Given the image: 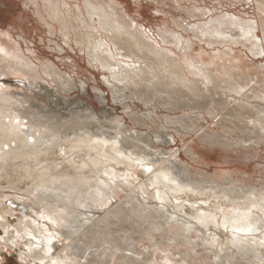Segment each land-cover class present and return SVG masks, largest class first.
Segmentation results:
<instances>
[{
    "label": "bare ground",
    "instance_id": "1",
    "mask_svg": "<svg viewBox=\"0 0 264 264\" xmlns=\"http://www.w3.org/2000/svg\"><path fill=\"white\" fill-rule=\"evenodd\" d=\"M47 1V5L53 3L51 15L61 34L70 38L73 31L77 33L76 45L86 47L88 65L102 71V83L112 92L116 102L123 96L121 94L129 92L134 100L145 104L154 105L158 100L163 106H179L186 98L204 96L209 86H213L214 76L220 72L227 77L222 79L219 76L221 82L227 83L222 94L226 105L232 101L237 105L245 104L240 100H257L264 104V95L255 86H248L257 80V75L255 81L243 80L241 76L246 69L235 55L238 46L248 44L253 58L264 56V0H252L263 18H259L262 39L255 35L256 20L238 27L237 20L225 19L222 14L208 19L197 31L171 19L172 27L157 32L158 41L149 29L146 31L144 26L138 27L136 21L125 19V11L118 5L106 6L99 0H76L75 10L65 6L62 13L59 0ZM49 13L41 15V19L45 21ZM2 15L0 9V28L5 21L14 19L11 15L7 18ZM47 21L48 29L55 33L53 20L51 23ZM187 31L193 34V38H185L183 34ZM0 36V84L7 75H17L26 82L28 91L35 92L41 100L50 99L58 103L57 108L62 106L58 90L41 77L39 67L31 66L24 57L13 53L4 42L5 32L0 30ZM6 40L11 43L9 36ZM195 41L211 49L210 65L201 62V55H191ZM144 61H150L153 67L136 63ZM213 70L218 73L213 74ZM49 71L45 66L42 73L46 75ZM49 78L55 86L66 79L53 69ZM243 82L246 83L243 85ZM250 102L245 107L256 110L259 102L255 105ZM37 103L32 98L26 100L25 94L3 95L0 88V171L6 175L16 168L22 170V181L27 185L21 191L14 188L21 182L12 183L9 190L20 196L24 192V197L18 199L24 209L0 198V228L4 230L0 244L13 247L18 239L28 241L31 246L19 259L24 262L32 259L38 264H77L76 257L71 259L72 245L70 251L51 257L54 234H69L72 229H77L81 222L78 219L87 223L88 213L99 211L104 216L88 226L87 239L93 237L99 227H103V233L108 237L112 233L107 230L120 221L126 222L127 218L130 225L137 227L140 224L137 221H145L149 239L153 240L155 235L170 238V242L154 240L152 244L157 252L167 253L161 257L163 263L159 264H188L186 258L191 256L203 260L200 250L212 252L210 264H264V188L257 189L248 184L223 188L191 178L179 164V155L176 163V155L158 148L169 145L171 140L173 142V137L163 132L165 129L148 135L128 127L109 126L107 113L96 115L91 106H86L81 114L79 110L71 111V118H60L56 113L41 109ZM68 106L63 109L68 110L71 105ZM233 111L232 108L227 112ZM228 113L221 115L220 120L226 121ZM243 113L246 116L252 114L249 110ZM201 117L204 120L203 115ZM167 119L171 124L184 127L171 121V117ZM261 122L260 119L256 123L252 120L249 126L253 127L257 141L264 142ZM222 141V146L227 148L241 146L235 145L234 141ZM188 152L198 154L195 147H190ZM202 161L204 159L198 162ZM124 188H129L128 192ZM119 192H126V195L113 206V201L120 197ZM203 196L207 198H201ZM27 209L33 212V216ZM21 210V217L12 220L15 212ZM11 227L16 234L14 237L9 236ZM127 237L125 235L119 249L114 248L110 253L115 263H148L147 254L137 250V241L146 239L128 240ZM180 247L187 251L184 258H176L180 256L177 252L168 255L170 249L178 251Z\"/></svg>",
    "mask_w": 264,
    "mask_h": 264
},
{
    "label": "rangeland",
    "instance_id": "2",
    "mask_svg": "<svg viewBox=\"0 0 264 264\" xmlns=\"http://www.w3.org/2000/svg\"><path fill=\"white\" fill-rule=\"evenodd\" d=\"M43 1L0 0V9L3 12L2 17L7 18L11 15L14 18L12 21H5V25L1 27L0 30L5 32L4 42L12 48V51L16 56L24 57L27 63L30 62L29 64L31 66L39 67L41 77L49 84H53L52 87H55L58 90V93L61 96L59 101H62L61 104L63 105H60L57 108L56 105L58 103L53 100H41L35 92L32 93L31 90L28 91L26 82L17 75H7L3 79L0 84L3 95L18 96L20 94H25L26 100H29L30 98H32V101L37 100V104L40 105L41 109L56 113L55 115H60V118L63 116L71 118V116H69L71 111L79 110L78 112L81 114L86 106H91L94 108L96 115L107 113L106 118L109 120L107 122L109 126L128 127L131 130H136L148 135H150V132L154 133L165 129L163 132L172 136L173 142L171 140L169 145L159 146L158 148L164 149L165 152L169 151V155H176V160L174 158L176 163L179 162L177 161V155H179L181 159L179 164L183 166V169L189 173L191 178L200 180L206 185H220L223 188L227 186H244L246 184L257 189L264 188V142L257 141L256 136L252 132V126H249L251 125L250 121L253 120L256 123V120L260 119L262 120L260 126H263L264 129V104H260L257 100L249 101L254 105L259 102L256 110L245 107L246 105H249V102L246 100H240V102L245 103L246 105H237L236 101H232L230 105H226L222 99V94L226 89L227 83L221 82L219 76L221 78L223 77L222 79H227V77L224 76L223 73L219 72V74L216 70H213L212 73H218V77L217 75L214 76L213 86H209V90H207V93H205L204 96L200 95L198 97L194 96L192 98H186L183 102H180L179 106H163L158 103V100L154 102V105L145 104L134 100L129 92L121 94L123 95L121 97L122 99L119 98L116 102L112 92L102 83V71L96 70L88 65L87 55L85 54L86 47L84 49V47L76 45L77 33H74L73 31L70 38L63 36L56 19L51 15L54 9L53 3L47 5L49 1ZM75 1L76 0H59V10L63 13V8L65 6L68 9L75 10L77 5ZM99 2L106 6L111 5L114 7L118 5L120 8H123L125 11V19L129 22L131 20L136 21L138 24L137 26H144L146 31L149 29L150 34H152L157 41V32L163 31L167 26L172 27V20L197 31L201 26L208 22V19H214L222 14L221 17H224L225 19L233 18L234 20H237L239 22L238 27L243 26L244 22L256 20L258 27H255V35L261 39L263 38L261 19H259L262 17L259 15L257 6L252 4L254 3L252 0H99ZM180 8L184 9L180 10ZM47 12H50V16L46 17L45 21H43L41 15L47 16ZM182 12L184 14H182ZM117 15L121 16L120 13H117ZM46 20H49L47 23H51V20H53L52 25L55 28V33L48 29ZM183 35L185 38H193V34L189 31ZM8 36L11 39V43H8L6 40ZM195 42L196 43L193 45L190 52L191 55L193 57L201 55V62L210 65V61L212 60L209 56V54L212 55L211 49H208L205 44H200L197 41ZM248 47L249 45L246 44L238 46L235 49L236 57L241 59L242 66L246 69L241 77L243 80L252 79L255 81L257 75V82L250 83L248 86H255V89L258 90L260 94L264 95V70H261V67H264V56L261 58H253V55L249 53ZM110 48L113 50L112 46H110ZM136 63H140L139 65L142 66L145 63L147 68L150 66L153 67L150 61ZM45 66H48L50 70L49 72H46V75L42 73ZM51 69L54 71L56 70L57 73L64 76L66 79H64L61 84L55 86L49 78ZM45 77H47V79ZM245 83L246 82H243V85ZM126 94L128 95L126 96ZM246 94L251 95L250 92H247ZM30 102L31 101H29V103ZM68 105H71V107L69 109L66 108L68 110H64L63 106L69 107ZM232 108L236 112L233 111L228 113L227 111H230ZM246 110H249L252 114L246 116L245 113H243ZM225 113L229 114V116L226 117V121L220 120L221 115H224ZM201 115H203L204 120L201 119ZM77 116L80 115L77 114ZM166 116L173 118L171 121L179 124L181 123V125H184L187 129L183 130L185 129L184 127H180L178 124H171ZM31 122L33 125V120ZM192 124H195L194 129H192ZM209 140L213 141V143H209ZM222 140H226L224 141L225 143L228 141L233 143L234 141L235 145L241 146L227 148L222 146L224 145ZM190 147H195L198 154L192 155L189 153L188 151ZM200 159H204V161L201 163L198 162ZM22 179L23 171L20 169L16 168L14 171L11 170L6 175L0 171V198L3 197L7 202L22 206V204H19L18 199L20 200L22 199V196L24 197V192L21 193L22 196H20L17 193L9 191L11 189V184L13 183L12 185H14L16 182L21 183L14 187L15 190L24 191L27 185ZM124 189L126 192L129 190V188ZM126 192H119L120 197H117L113 201L114 203L112 202V205L114 206L117 202L122 201ZM201 198H207V196ZM113 206H111V208H113ZM27 211L31 212L29 209H27ZM21 212L22 210L16 211V216H13L11 219L16 221L17 217H21ZM32 213L33 212H31V215ZM76 216L77 214L74 215V217ZM103 216L104 213L99 211L96 214L88 213V224L85 223V220L78 219V222H81L78 223L77 229H72L69 234L60 236L55 233V239L51 245V257L55 258L57 254L62 255V253L64 254L66 251H70L71 249L69 246L72 245L71 247H73V249L70 253L71 259L76 257L75 260H78L77 264H116L115 259H113V256L110 255V253L114 248L119 249V245L123 243L125 235H128V240H133L137 237H143L146 239V241H137L138 243L135 241L127 242L132 244L137 243V250L142 252L143 255L147 254L146 260L148 259V263L146 264L163 263L161 257L167 253L157 252L152 244L154 240L159 243L164 239L167 242H170V238L162 235H155L153 240L149 239L147 234L148 225L145 224L144 226V223H146L145 221H137L140 222L137 227L135 225H130L131 221L127 218L126 222L120 221L118 224L113 225V227L111 226L107 231L112 234L108 235V237L106 233H103V227H99V230L93 233L94 236L91 237L92 239H87L85 232H87L86 229H88V226L90 227L91 225L96 224L97 220H100ZM82 224H84V228L80 227ZM132 226L135 229H133ZM3 231L4 230L0 228L1 237ZM15 235L14 229L11 227L9 230V236L14 237ZM24 241V239L14 241L15 246L13 247L11 245L2 246L0 244V264H38L37 262L31 261L32 259H28V262L19 259L23 254L27 253V248L31 246L28 241ZM176 252L180 254V256L177 255L176 258L181 259L183 255H186L185 253L187 251L185 248L182 249V247H180L178 251L173 248L170 249L168 255L172 253L176 254ZM122 253H125V251H122ZM190 253V255H193L191 251ZM200 255L204 256V261L191 256L186 258L188 264H210L212 252L209 250H200Z\"/></svg>",
    "mask_w": 264,
    "mask_h": 264
}]
</instances>
